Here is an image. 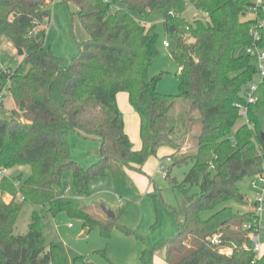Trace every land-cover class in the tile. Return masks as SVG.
<instances>
[{
    "label": "trees",
    "instance_id": "16d2710c",
    "mask_svg": "<svg viewBox=\"0 0 264 264\" xmlns=\"http://www.w3.org/2000/svg\"><path fill=\"white\" fill-rule=\"evenodd\" d=\"M46 2L0 0V37L22 48L25 55L18 67L0 69V96L8 88L19 107L10 117L0 118V167L31 168L28 176L8 174L0 180V264H63L58 246L47 244L42 226L45 212L53 216L66 212L81 219L86 229L99 226L106 237L119 228L142 239L120 225L117 215L104 221L81 203L62 199L63 180L71 173L76 193L89 197L96 179L127 178V169L146 174L144 165L162 147L174 150L165 157L172 159L167 179H172L173 166L190 161L192 167L182 182L173 179V188L186 198L185 205L166 204L178 231L146 249L144 264H154V254L161 248L169 264H264V248L257 257L242 231L222 228L231 221L239 227L254 223L258 218L254 210L235 212L225 205L209 218L202 217L204 210L228 201L244 202L238 182L264 172L259 116L264 82L259 84L255 103L246 97L248 86L258 79L257 64L246 48L254 42L264 48V0L261 4L257 0H58L57 5L73 6L69 10L78 52L70 60L47 44L43 25L52 20L53 10ZM189 5L204 16L189 22L185 16ZM161 9L168 11L165 24L176 44L178 95L161 93L162 75L149 74L159 53L160 35L145 20ZM249 13L253 16L246 19ZM238 46L245 53L235 56ZM120 92L129 94L140 115V149L134 148L126 131ZM178 98L191 100L192 110L200 114L196 151L184 160L176 159L181 149L175 140L180 134L177 125L161 127ZM241 104L248 107V121L234 130L242 117ZM74 136L98 144V159L89 166L72 157ZM196 186L199 190L193 191ZM5 194L13 195V200L6 202ZM152 198L158 207L162 194L156 186ZM25 203L38 209L28 232L15 234ZM73 264L97 263L78 255Z\"/></svg>",
    "mask_w": 264,
    "mask_h": 264
},
{
    "label": "rangeland",
    "instance_id": "374dc122",
    "mask_svg": "<svg viewBox=\"0 0 264 264\" xmlns=\"http://www.w3.org/2000/svg\"><path fill=\"white\" fill-rule=\"evenodd\" d=\"M57 2L58 0H47L46 2L53 10L52 21L45 22L43 25L49 27L47 44L52 46L57 54L70 60L78 52L69 10L70 8L73 9V6L71 5L69 8L64 4L57 5ZM185 16L189 22L193 23L198 18H202L204 14L189 5ZM251 16H253V13H249L246 19ZM168 17V11L161 9L153 12L145 20L149 25H155L160 35L157 44L159 53L152 61L149 74L150 77L162 75V79L158 84V90L161 93L178 95L180 93V79L178 76L180 67L173 56L176 50L175 41L165 24ZM76 29L75 25L74 30L76 31ZM165 41H168L170 45L166 46L164 44ZM243 53H245V50L241 46L236 47L233 51L235 56ZM24 57L25 55H20L17 49L14 50V47L8 44L7 38L0 37V69L18 67ZM0 99V118L10 117L11 112L19 108L12 91L8 88L4 89ZM259 116L262 132L264 133V107L259 110ZM199 118V112L192 110L191 100L178 98L167 119L161 122L163 129H167L174 124L177 125V132L180 134L175 136V140L178 144H181V149L178 151L176 159L184 160L195 153L197 147L196 135L201 130ZM245 122H247V119L242 116L234 130ZM135 129L136 127L133 128V131ZM132 135L135 137L136 133L132 132ZM72 142L74 158L85 165L93 163L94 160L85 156L83 152V147L81 146L84 144L75 145L76 139H72ZM135 142L133 141L134 146L136 145ZM139 145L140 143H137L138 147ZM92 157H97L96 159H98L96 151L92 150ZM163 162L168 167L172 164V159L167 161L165 158ZM191 167L192 162L190 161L173 166L171 171L172 179H167L162 171L157 170L156 174L152 175L153 179L148 177L149 181L152 179L154 190L147 195L145 190L139 189L130 177L121 179L110 177L109 179L93 183L91 188L92 195L82 197L76 193L73 187L71 173H67L63 182L65 186L70 185L72 189L69 193V199L81 203L82 206H85L91 213L104 221L111 218L112 214L117 215L120 225L136 232L142 239L135 235H127L119 228L114 229L110 237H106L101 233L99 226L91 230L86 229L81 219L71 217L66 212H60L57 216L45 212L42 215V226L48 246L52 243L58 246L63 258V264H73L75 257L78 255H85L97 264H144L143 253L146 249L150 250L152 247L159 246L178 231L177 221L166 204L176 207L185 205L186 198L179 190L173 188V179H177V182H182ZM21 173L28 176L31 173L30 166L18 165L9 169L10 176H17ZM252 180L253 176H246L237 184L240 192L245 196L244 202L237 200L228 201L216 209L204 210L202 217L205 219L209 218L215 211L225 205L232 206L235 212L244 213L253 210L257 193L252 187ZM155 186L161 190L162 194V201H160L158 207H156L152 198L155 193ZM198 190L197 186L193 189V191ZM138 191L141 192V200H138ZM1 197L2 194H0ZM37 209L36 205L24 204L15 226V234L28 232L32 214ZM99 212L103 213V215L99 216ZM262 222L264 226V216L262 217ZM226 227H231L234 231L243 230L242 227L235 226L233 221L222 226V228ZM261 242L264 244V228L261 231ZM103 250H105V253H103ZM164 253L165 249L161 248L155 252V255L164 256ZM149 254L150 252L147 255Z\"/></svg>",
    "mask_w": 264,
    "mask_h": 264
},
{
    "label": "crops",
    "instance_id": "0c3cea01",
    "mask_svg": "<svg viewBox=\"0 0 264 264\" xmlns=\"http://www.w3.org/2000/svg\"><path fill=\"white\" fill-rule=\"evenodd\" d=\"M46 28L48 31L49 27H46ZM8 44L11 45L12 47H14L13 44L9 41H8ZM14 50H16L15 47H14ZM118 104H119L120 108L122 109V111L124 112V115H125L126 131L130 135L132 141L135 142V140H136V142H135L136 145L134 146V148L140 149L142 147V141H141V137H140L141 118H140V115L135 111V109L130 104L129 94L127 92H120L118 94ZM134 113H136V114H134ZM128 115H129V118H128ZM133 117H134V119H133ZM133 123H134V127H133ZM135 127H136V129H135V131H133V128H135ZM132 132L136 133L135 137H133ZM72 139L73 140L76 139L75 145H77V144L82 145V143L84 144L81 147H83L82 149H83V152L85 153V156H87L88 158H91L94 161L97 160L96 159L97 157H92V150L95 152L98 148V144L96 142L84 140L78 136H74ZM137 143H140L139 147L137 146ZM173 152H174V150L170 147L160 148L158 155L156 157L150 158V160L144 165L143 169L146 172V174L137 172L135 170L127 169L128 177H130L137 184L139 189L145 190L146 195L149 194V192H152L154 190V185L152 182V179H153L152 175H155L157 170H159V166L164 161L165 157L167 155H170ZM72 157L73 158L75 157L74 152H73V142H72ZM74 159H76V158H74ZM166 160L168 161V159H166ZM77 161H79V160H77ZM81 164L84 166H89V164L88 165H85L83 163H81ZM148 177L152 178L151 181L148 180ZM105 179H109V178H99V179L94 180L91 184V188L93 187V183H95L99 180H105ZM70 191H72L70 185L65 186V191L62 193V199L69 198ZM0 194H1V192H0ZM137 197H138V200H141L140 198L142 197V195H141L140 191H138ZM143 197H145V196H143ZM4 198H5L6 202L9 203L13 200L14 197L11 194H7ZM98 215L99 216L103 215V213L101 214L99 212ZM104 215H105V213H104ZM154 264H169L165 260V253H164V256L154 254Z\"/></svg>",
    "mask_w": 264,
    "mask_h": 264
},
{
    "label": "built area",
    "instance_id": "2783aa9c",
    "mask_svg": "<svg viewBox=\"0 0 264 264\" xmlns=\"http://www.w3.org/2000/svg\"><path fill=\"white\" fill-rule=\"evenodd\" d=\"M261 2L262 0H257V4H261ZM254 11L256 12V8H254ZM171 14L173 15V12H171ZM263 24H264V20L261 21V25ZM253 33L254 36L258 39L259 38L258 30L255 29ZM164 44L166 46L170 45L168 41H165ZM246 52L254 57L258 67L259 78L248 86L246 92L247 100L250 103H255L258 99L256 92L259 88V84L261 82H264V48H262L261 46H259L257 43L254 42L251 46L246 48ZM239 106L241 108L242 116L246 117L248 121V107L242 104ZM167 168L168 167L164 164V162H162L159 166V171H162L165 177L167 175ZM8 174H9V169L5 167H0V180L2 177ZM252 187L257 193L255 207L253 208V210L257 213L258 218L254 223L247 222L243 224L242 226L243 230L241 231L245 234V237L250 239L251 244L253 246V250L257 253V257H260L264 248V244L261 242V231L264 228L262 222V217L264 216V172L256 176H253ZM213 241L214 242L218 241V235H215L213 237Z\"/></svg>",
    "mask_w": 264,
    "mask_h": 264
},
{
    "label": "water",
    "instance_id": "95a60500",
    "mask_svg": "<svg viewBox=\"0 0 264 264\" xmlns=\"http://www.w3.org/2000/svg\"><path fill=\"white\" fill-rule=\"evenodd\" d=\"M171 29H172V31H174V26ZM17 50H18L20 55H24V50L22 48H18ZM23 110H24V107H21V111H23ZM263 136H264V133H263ZM240 197H242L241 194H240ZM113 215L114 214H112L111 216H113ZM9 264H11V262H9Z\"/></svg>",
    "mask_w": 264,
    "mask_h": 264
}]
</instances>
